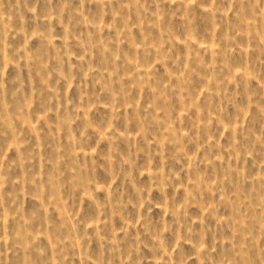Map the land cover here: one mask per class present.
Returning <instances> with one entry per match:
<instances>
[{
  "label": "rangeland",
  "instance_id": "obj_1",
  "mask_svg": "<svg viewBox=\"0 0 264 264\" xmlns=\"http://www.w3.org/2000/svg\"><path fill=\"white\" fill-rule=\"evenodd\" d=\"M0 264H264V0H0Z\"/></svg>",
  "mask_w": 264,
  "mask_h": 264
}]
</instances>
